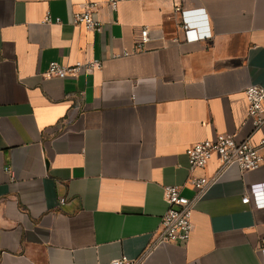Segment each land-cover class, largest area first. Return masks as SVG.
Returning <instances> with one entry per match:
<instances>
[{"label":"crops","instance_id":"0c3cea01","mask_svg":"<svg viewBox=\"0 0 264 264\" xmlns=\"http://www.w3.org/2000/svg\"><path fill=\"white\" fill-rule=\"evenodd\" d=\"M90 4L100 30L72 23ZM176 6L212 37L181 41ZM47 12L61 23L44 24ZM144 27L146 50L121 56ZM95 59L101 72L45 76L51 62ZM252 85L264 86V0H128L116 10L108 0H0V264L141 258L167 210L164 187L187 180L191 146L264 136L247 121ZM218 169L213 158L195 174ZM192 222L189 242L158 245L139 264H264V162L224 171Z\"/></svg>","mask_w":264,"mask_h":264},{"label":"built area","instance_id":"2783aa9c","mask_svg":"<svg viewBox=\"0 0 264 264\" xmlns=\"http://www.w3.org/2000/svg\"><path fill=\"white\" fill-rule=\"evenodd\" d=\"M128 0H108L110 7L116 10L119 3ZM96 4H90L84 11L74 12L72 23L75 26H84L86 30H100L101 22L94 20L93 13ZM175 11L181 16L179 26L180 40L185 43H193L212 37L211 33H200L189 21V12L176 6ZM61 23L60 18L53 20L50 12H47L43 23ZM149 28L144 27L140 32V38L134 44L131 52L123 50L121 56H129L146 50L149 42ZM119 56V55H117ZM103 64L101 60L95 59L87 62L77 61L71 65H64L58 62H51L45 76L48 78L65 79L67 77H77L82 74L101 72ZM247 99V121L253 127V133L264 127V86L252 85L245 89ZM264 136L258 144H254L250 138L243 141H236L233 136L217 134L215 138H209L191 146L188 150L189 174L184 185H170L164 187V200L167 210L160 221V228L157 236L147 251L158 245L167 243H187L193 233L192 214L197 203L210 191L218 181L221 174L231 167H237L242 172L254 171L260 168L264 162ZM216 158L219 169L213 176H198L196 170L204 169ZM184 188L193 190V198H187L182 194ZM65 198L59 200L60 204L66 203ZM243 204H249L250 198L242 199ZM264 249V242L262 244ZM146 252L136 261L123 257L113 261L111 264H139L145 257Z\"/></svg>","mask_w":264,"mask_h":264}]
</instances>
